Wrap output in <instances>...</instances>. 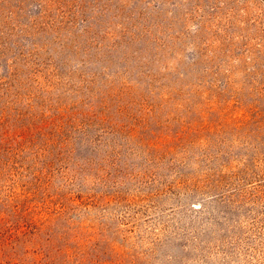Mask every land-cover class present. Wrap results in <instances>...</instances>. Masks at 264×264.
Instances as JSON below:
<instances>
[{"label":"rangeland","instance_id":"374dc122","mask_svg":"<svg viewBox=\"0 0 264 264\" xmlns=\"http://www.w3.org/2000/svg\"><path fill=\"white\" fill-rule=\"evenodd\" d=\"M0 264H264V0H0Z\"/></svg>","mask_w":264,"mask_h":264}]
</instances>
